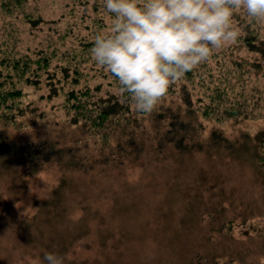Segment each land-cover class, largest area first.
I'll use <instances>...</instances> for the list:
<instances>
[{"label":"rangeland","instance_id":"rangeland-1","mask_svg":"<svg viewBox=\"0 0 264 264\" xmlns=\"http://www.w3.org/2000/svg\"><path fill=\"white\" fill-rule=\"evenodd\" d=\"M72 1L29 0L25 14L41 19L37 29L23 18L4 24L17 26L21 50L44 49L51 65L39 85L22 87L20 114L0 119V264H37L45 252L64 264H264V163L257 148L264 145V58L242 44L222 46L230 63L248 59L263 67L250 83L262 91L261 104L248 118H202L184 110L175 93L152 114H134L136 128L130 115L125 134L103 141L71 124L62 94L49 96L53 86L78 90L100 82L93 79L100 66L78 58L87 31L70 28L86 11L77 5L65 15ZM245 12L233 11L234 29ZM93 17L83 23L94 25ZM253 27L264 40V18ZM64 67L71 79L78 70L75 86L65 82ZM230 71L234 83L240 68ZM107 91L102 86L96 96Z\"/></svg>","mask_w":264,"mask_h":264},{"label":"trees","instance_id":"trees-1","mask_svg":"<svg viewBox=\"0 0 264 264\" xmlns=\"http://www.w3.org/2000/svg\"><path fill=\"white\" fill-rule=\"evenodd\" d=\"M28 2L29 0H0V31L2 38V42H0V119L4 121L6 119L13 121L15 115L20 114L22 111V87L24 85H39L41 72L47 70L51 65V59L44 54V49H39L33 52L32 55L21 50L18 28L9 25L10 22L16 24L18 18H23L30 29L38 28L41 19L32 12L25 14ZM136 2L138 5L143 6L145 0H136ZM77 5L81 10L86 11V14L78 19L75 26L70 28L69 25L68 27L73 30L74 27L79 26L81 30L87 31L80 38V45L82 44V46L78 58L84 56V59L91 60L93 57L90 49L94 44L96 35L107 36L111 34L113 15L106 10L104 0H73L71 7L64 14H72L74 6L76 8ZM65 15H61L60 18H64ZM245 15L247 17L237 16L236 18L238 30L240 28L243 33L245 32V35L239 32L234 44H239V47L243 45L251 52L258 53L264 58V40L259 39L253 32L255 30L253 26H256L257 18L249 16L247 12H245ZM92 16H94V25H85L83 21ZM6 21L10 22L4 25ZM224 49L226 48L220 47V49L213 50L207 61L200 63L180 79L171 82L167 92L161 97L162 101L165 96L178 93L181 95L182 100L180 103L184 104V110L200 115L202 118L217 120L225 117L248 118L249 109L254 105L258 107L261 104L260 94H262V91L259 94L257 92L259 89L250 86V83L255 80L253 76L258 75L263 67L259 62L251 63L248 59L243 61L242 66L239 63H230L225 58L226 51ZM212 58H215L214 60L218 65V68L214 71H212L209 63ZM92 63L95 64L94 59ZM232 67L240 68L239 75L234 83H231L226 75V72L230 71ZM70 70V67L61 68V74L65 78V82H68L70 78ZM73 73L75 77L70 78V81L72 86H75L80 79V75H78L77 69H73ZM49 74L47 73L51 78ZM93 74V79H98L101 82L97 83L94 88H91L89 84L83 85V89L78 90L73 88L65 90L63 85L61 87L53 86L52 93L49 96L56 98L62 94L63 102L61 106L65 112H68L71 124L88 127L96 132L103 141L111 135L125 134L130 123V115L133 118L132 125L136 128L137 119L133 115L140 114L144 116L146 113L136 111L130 96L121 91L118 81L107 69L100 66L98 69L93 70ZM259 80L257 79V82ZM102 86L111 88V91H107L105 97H97L96 93L102 90ZM113 90L119 93H112ZM156 106L148 114L155 112ZM125 112L128 114H125ZM124 115L126 116L124 117ZM257 148L262 152V155L259 152L261 156L259 159L264 163L263 143L260 142V146Z\"/></svg>","mask_w":264,"mask_h":264},{"label":"clouds","instance_id":"clouds-1","mask_svg":"<svg viewBox=\"0 0 264 264\" xmlns=\"http://www.w3.org/2000/svg\"><path fill=\"white\" fill-rule=\"evenodd\" d=\"M113 15L111 34L96 35L90 49L140 113H150L169 84L207 61L214 49L234 42L235 9L264 18V0H104ZM37 264H64L45 252Z\"/></svg>","mask_w":264,"mask_h":264}]
</instances>
